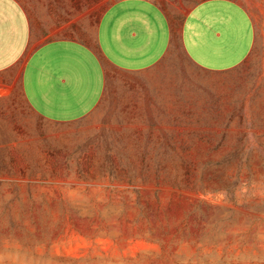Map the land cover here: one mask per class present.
<instances>
[{
  "label": "crops",
  "instance_id": "1",
  "mask_svg": "<svg viewBox=\"0 0 264 264\" xmlns=\"http://www.w3.org/2000/svg\"><path fill=\"white\" fill-rule=\"evenodd\" d=\"M254 46L240 0H0V200L85 154L221 151Z\"/></svg>",
  "mask_w": 264,
  "mask_h": 264
},
{
  "label": "rangeland",
  "instance_id": "2",
  "mask_svg": "<svg viewBox=\"0 0 264 264\" xmlns=\"http://www.w3.org/2000/svg\"><path fill=\"white\" fill-rule=\"evenodd\" d=\"M240 2L255 46L229 74L222 150L85 154L35 198L0 200V264H264V0Z\"/></svg>",
  "mask_w": 264,
  "mask_h": 264
}]
</instances>
